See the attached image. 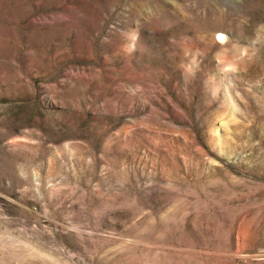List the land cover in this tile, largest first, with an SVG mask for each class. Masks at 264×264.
<instances>
[{
	"label": "rangeland",
	"instance_id": "obj_1",
	"mask_svg": "<svg viewBox=\"0 0 264 264\" xmlns=\"http://www.w3.org/2000/svg\"><path fill=\"white\" fill-rule=\"evenodd\" d=\"M0 264H264V0H0Z\"/></svg>",
	"mask_w": 264,
	"mask_h": 264
},
{
	"label": "snow or ice",
	"instance_id": "obj_2",
	"mask_svg": "<svg viewBox=\"0 0 264 264\" xmlns=\"http://www.w3.org/2000/svg\"><path fill=\"white\" fill-rule=\"evenodd\" d=\"M219 39H222L223 37L222 36H220V37H218Z\"/></svg>",
	"mask_w": 264,
	"mask_h": 264
}]
</instances>
